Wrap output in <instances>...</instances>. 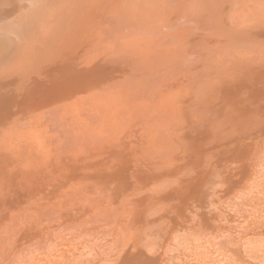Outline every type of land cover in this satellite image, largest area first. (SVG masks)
<instances>
[{
    "label": "bare ground",
    "instance_id": "6f19581e",
    "mask_svg": "<svg viewBox=\"0 0 264 264\" xmlns=\"http://www.w3.org/2000/svg\"><path fill=\"white\" fill-rule=\"evenodd\" d=\"M263 204L264 0H0V264H264Z\"/></svg>",
    "mask_w": 264,
    "mask_h": 264
},
{
    "label": "rangeland",
    "instance_id": "374dc122",
    "mask_svg": "<svg viewBox=\"0 0 264 264\" xmlns=\"http://www.w3.org/2000/svg\"><path fill=\"white\" fill-rule=\"evenodd\" d=\"M260 209H262V210L264 209V204L261 205ZM55 217L56 216L53 215L52 218L54 219ZM254 222H255V220L252 221V222H249L247 225L252 226L254 224ZM76 223H78V222L76 221ZM228 223L230 224V227L227 228L228 230L222 229L221 232H220V233H222V234H220V236H222V238H220V236L215 237L213 242L209 238L208 243L211 244V245H207L206 246V241L200 238L199 239V245H198L199 252H206V253L217 252V254H222L226 250L219 251L220 249H224V247L221 244V242H224V244L226 245L225 247H228V246H231V245H228V244H233V243L235 244L236 241H238V239H232V241L230 243H228L229 240H230V238H228L229 236L237 235V236H239V239H240L239 241H243L244 239H247L248 238L247 236H249L251 234V232H252V231L249 232V235L246 234V233H244V235L243 234L240 235V234L237 233L238 232V228H240V226H239L240 224L238 225L236 221H234V223H235L234 226H233V223H231V222H228ZM57 226H59V225H57ZM86 228L87 227H85V229ZM261 229L262 228L260 227L259 230H255V229H253V230H255L254 232H257L255 235L261 234V235H263L262 237H264V229H262V230ZM59 231H60V228L59 229L57 228V230H56L55 229V225H53L51 230L47 231L45 235H41L42 237L46 238L47 240L45 241L44 245H43V242H42L40 248L36 247L34 252L35 253H42L44 256H47V253H48L47 251L54 248L53 245L55 244V239H54V237L56 236L55 234L62 235V231L61 232H59ZM80 232L81 231L79 230L78 235L73 233L75 236L72 237L73 234L71 232H69V231H66V234H65L66 238L71 236L70 241H69V242H72V244L70 245L71 250H69L71 257L68 260H65L64 262H62V264H77L78 263L77 260H81L83 256H84V259L85 258H87V259L89 258L88 254L90 252H88V249L85 250V246L87 247V246L91 245L92 240H95L96 237L93 234H89L86 238H83L85 240L80 241V239H81L80 238V234H81ZM223 232H225L226 235L223 234ZM41 234H43V233H41ZM97 236H99V235H97ZM50 238H51V240H49ZM213 245L216 246V247H214L212 249ZM209 248H211L212 250L209 249ZM32 250H33V248H32ZM180 254H181V252H180ZM239 258H241V259L236 262L237 264H253V262H254V261L249 259L244 254H240ZM83 262H85V260H83ZM78 264H80V263H78Z\"/></svg>",
    "mask_w": 264,
    "mask_h": 264
}]
</instances>
